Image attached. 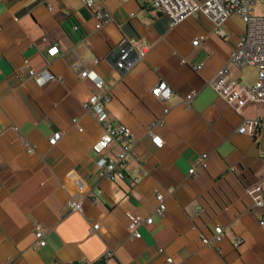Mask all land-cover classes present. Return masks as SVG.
<instances>
[{"label":"crops","instance_id":"crops-1","mask_svg":"<svg viewBox=\"0 0 264 264\" xmlns=\"http://www.w3.org/2000/svg\"><path fill=\"white\" fill-rule=\"evenodd\" d=\"M152 1L104 0L99 6L113 20L97 30L82 0H0V264H264V207L247 192L264 184V128L238 132L245 120L264 121V104L236 111L210 87L222 69L241 85L256 84V68L231 62L247 26L233 15L220 37L198 14L171 27ZM125 39L149 46L127 74L115 67ZM26 68L56 80L41 84ZM161 81L173 89L166 101L151 94ZM94 94L110 99L109 122L133 135L125 178L114 182L99 178L97 163L123 149L114 141L95 150L105 129L84 109ZM57 132L62 138L51 145ZM205 155L207 167L189 175ZM160 194L164 218L156 215ZM72 201L82 211H72ZM134 215L154 220L138 228L139 239L129 230Z\"/></svg>","mask_w":264,"mask_h":264},{"label":"built area","instance_id":"built-area-1","mask_svg":"<svg viewBox=\"0 0 264 264\" xmlns=\"http://www.w3.org/2000/svg\"><path fill=\"white\" fill-rule=\"evenodd\" d=\"M82 2L93 11L97 21V30L102 29L113 20L111 14L99 6L104 0H82ZM259 5H264V0H153L151 3L152 9L158 14L169 18L171 27H176L195 15L204 14L214 24L215 33L220 37L227 35L225 25L233 15H237L243 20L247 29L231 55V62L241 70L246 67L256 68L258 70L256 84L252 87L241 85L239 81L230 77L226 69L220 70L215 80L210 83V87L236 111H241L249 103L258 102L264 104V16L256 15L254 11V8ZM77 29L78 27H75V30ZM202 40L199 38L193 41V47H198ZM148 49L149 46L146 43L136 40H123L119 45L118 57L115 61L116 69L123 74L131 72L136 64L145 58ZM51 53H58V48H52ZM26 72L30 78L37 80L41 84L56 80V77L49 71L38 72L35 69L26 68ZM80 76L81 78H91V73L83 71ZM94 82L97 88L104 87L102 79L94 78ZM151 94L161 101H166L172 96L173 89L167 82L161 81L152 89ZM196 97V92L190 93L184 100L185 104L188 107H192V102ZM109 102V98H102L94 94L84 104V109L93 115L105 129L104 136L95 145V150L98 153L102 152L114 141L119 142L122 146L123 151L116 158H102L97 163L99 178L114 182L125 178L122 167L125 161L132 156L133 146L131 140L133 135L130 129L123 126L114 127L109 122L108 113L105 110ZM263 128L264 121L262 120H245L238 132L242 135L256 136ZM152 130L153 128L150 127L148 131L151 136H153ZM61 138L62 133L57 132L51 137L49 142L51 145H56ZM153 140L159 147L162 146V139L153 137ZM206 167L207 156L205 155L197 159L195 165L190 169L189 175H194L199 168L204 169ZM247 192L256 206L264 207V184H255ZM157 200L159 207L156 210V215L164 218L167 210L165 198L160 194L157 196ZM69 207L74 212L82 211V203L80 201L70 202ZM153 221L152 217L130 216L129 230L132 237L139 239L141 234L138 232V228L143 225L150 226ZM98 228L99 225H96L94 230ZM45 236L46 230L41 225H37L35 227V237L39 247L47 245ZM223 237V227L217 226L214 230L213 240L219 243L223 240ZM203 243L210 246L211 240L203 239ZM241 243L242 240L237 239L235 247H239ZM110 257H112V254L108 253L106 258ZM169 262L171 263L172 260L169 259Z\"/></svg>","mask_w":264,"mask_h":264},{"label":"rangeland","instance_id":"rangeland-1","mask_svg":"<svg viewBox=\"0 0 264 264\" xmlns=\"http://www.w3.org/2000/svg\"><path fill=\"white\" fill-rule=\"evenodd\" d=\"M256 15L264 16V5H259L254 8Z\"/></svg>","mask_w":264,"mask_h":264},{"label":"trees","instance_id":"trees-1","mask_svg":"<svg viewBox=\"0 0 264 264\" xmlns=\"http://www.w3.org/2000/svg\"><path fill=\"white\" fill-rule=\"evenodd\" d=\"M75 264H80V263H75ZM93 264H107V260L106 259H102L101 261H99L97 263H93Z\"/></svg>","mask_w":264,"mask_h":264}]
</instances>
